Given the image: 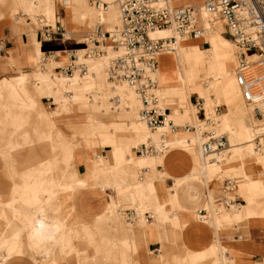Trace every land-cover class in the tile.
<instances>
[{"label": "crops", "instance_id": "crops-1", "mask_svg": "<svg viewBox=\"0 0 264 264\" xmlns=\"http://www.w3.org/2000/svg\"><path fill=\"white\" fill-rule=\"evenodd\" d=\"M167 1L171 5H183L194 4L195 2L199 3L203 0H174V3H170V0ZM57 3L59 4L56 10V19L52 24L50 22H41L37 27L32 26L30 30L26 29L24 24L19 21H23L22 17H24L25 21H30V17L27 13H20V4L24 5L20 2L18 7L20 11H18L19 14L15 15L17 12L11 13L9 16L10 19L4 21L0 25V81L6 91L17 92L15 87L23 81V76L19 73L20 71H33L32 73L35 74L40 68V70L48 72L50 69L44 66L45 63H43V65L40 63L41 56L47 51L53 50L56 52V58L47 59L46 62L56 65L54 69L58 71L59 69L57 67L60 66L58 65L60 60H65L67 58L66 54L61 52V50L67 48L63 46H68L72 44V42L82 43L84 41L80 36L78 39L74 40L72 36L73 33L69 31H66L65 37L55 34L51 39H46L41 35L44 28L47 29L58 24L62 25L66 30V27L59 19V16L64 15L63 3L59 0ZM80 6V4L76 5L69 11L65 9L66 14L70 18H73L74 15L77 14V9H79ZM21 10L24 11L23 8ZM82 19H85V15ZM205 22L206 18H204V23ZM44 24L45 26H43ZM69 25L73 28V23H69ZM78 28L81 31L76 33H83L88 30L87 26H78ZM213 29L217 30L216 26H209L206 38L199 39L197 38L198 36L194 37L192 41H198L189 43V45L192 48H197V50H202L199 46V42H209L207 38L212 34ZM33 33L35 39L32 40ZM71 38L72 40H69ZM209 44L211 46L210 42ZM186 45L187 43H183L179 47L181 49ZM176 46L178 47V43L173 48ZM227 47L232 50L231 44H228ZM34 57L36 58V62H34ZM159 57H161V61H163L166 58V54L161 53ZM230 59L234 63L233 70H235L236 58L233 56ZM37 63H39V67H36ZM31 85V83L27 84L29 90L32 89ZM236 93L239 97L237 89ZM55 107L56 103L46 95L36 96L31 107L21 109L19 106L15 105L13 112L16 111L26 118V122L16 131H12L11 125L3 123H9L11 119L10 116H7L5 119V114L0 109V200L7 201L11 198L14 187L22 182V171H25L32 165H37L39 162L45 161L48 154L52 153V155H54V152H48L46 145V140L51 134L45 133L43 129H40L39 132L37 125L39 115L50 113L55 128L61 132L68 129L69 125L75 128L77 127L80 117V113L77 109L69 112L53 113L52 111ZM166 107L167 111L170 112L171 108L169 106ZM206 108L208 107H205V113L208 116L209 113H207L208 111H206ZM208 110L210 114H212L210 109ZM4 111L7 113L8 109L6 108ZM128 116L129 115H125V117ZM210 119L212 120L211 117ZM201 121V126L207 125L206 123L210 122L208 118L207 120L201 119ZM124 122L125 121H119L117 117L104 120L101 115L95 114H84V120L82 121L85 125L90 124L98 127L100 125H112ZM167 128L168 122L166 121L165 128L159 131V133L153 134L154 137L152 138L158 140L156 136L161 132L165 133ZM206 129H208V127H206ZM224 130L225 129H223V131ZM11 132L13 133L11 137L18 140H21V135H23L24 132H26L28 137L34 138L37 137L39 132V141L33 144H23L11 148L6 142ZM101 132L104 142L103 148L100 149L99 152L102 154H97L96 157L99 158L103 156V162L109 164V162H112L114 159V152L108 140H114L122 147L125 140L112 130L110 132H103L101 129ZM137 132L139 134L141 132L138 140L135 139L138 145V142L142 141L143 131L138 129ZM179 132L190 133V131ZM227 132H229V136L233 134H231L230 131ZM67 135L70 134L67 133ZM202 136L204 137L203 134ZM135 138L137 137L135 136ZM172 139L177 138L172 137ZM159 148L162 149L160 142L158 144V149ZM189 148L190 151L187 150ZM212 150L215 151L210 155L211 157L203 156L205 152L201 150V144L195 146V144L191 142L158 151V154L163 151L162 156L152 163H146L143 171L161 180L166 176L165 179L168 182L170 181V184H173V181L176 183L175 189L172 190L170 196H168V198L172 200L175 210L154 213L156 216L150 212L148 221L143 219L144 222H140V220H137L136 226L132 223L136 219L130 220L131 222H129V224L126 219H123L125 222L116 219L115 211L110 209L111 201L117 203L119 200L115 190L109 185L103 187L92 186L66 193L65 197H70L68 202L73 208L72 213L74 212L75 214L70 215L63 211L51 210L45 212L43 216L45 219L51 221L55 219L58 220V223L53 221L54 225L50 228L53 238L39 246L29 242L23 228L25 220L31 216L32 210L28 209L20 212L2 210L0 212V254L4 251V247H2L1 244L3 240L7 241L17 237L20 246L16 242H10L16 243L15 252L10 253L0 263L264 264V204H256L253 201L255 196L264 195V192L262 193L264 187V171L256 170V172L249 174V180L246 181V184L242 185L245 192L243 198H241L243 202L236 204V210L232 213L220 214L217 215L216 218L212 217V219L210 217L211 220L209 218V220H200L192 213L194 212V200L201 193L198 182L200 180H207L208 173L211 171L215 172L217 176L219 174V167H215L217 166L216 164L220 160L233 158L232 156L234 155L232 153V155L226 157L227 152H225L226 148L224 147L220 149L214 148ZM251 151L253 152H250L249 155L254 153V150ZM55 153H61L59 155L62 156L63 151L60 149V151L56 150ZM93 156L94 154L89 148H77L74 151V160L72 163L78 174L82 175L87 170ZM58 158L59 156L57 159ZM201 164L207 167L205 171L202 170ZM262 164L264 163L262 162ZM234 166H236L235 161ZM33 174L35 176L39 175V168H35ZM241 176L242 175L239 174V181L244 182ZM150 179L151 178H149V180ZM251 179H254L258 183L257 187L252 188L249 186V181ZM39 187H41L40 184ZM144 189L147 194V185ZM209 189L208 183L204 190L205 203L200 204L208 209L207 217L208 212L210 213L212 211V207L209 206L210 197L212 202L220 193L213 194V196L209 192ZM159 194L161 195V192ZM39 199L41 201L44 197L40 195ZM147 201H151L156 206L158 205L156 200L148 197V195ZM213 212L216 211L213 210ZM120 213L121 212H118L117 214L120 215ZM16 214L18 215L17 217ZM69 215L72 217H80L81 219L72 220L69 218ZM15 218L20 221L16 223L14 221ZM75 238H80L82 241L84 240V242H86L85 245L89 246L87 249H94V254L88 255L84 253L83 250L85 246H82L83 244L78 241L76 242Z\"/></svg>", "mask_w": 264, "mask_h": 264}, {"label": "rangeland", "instance_id": "rangeland-1", "mask_svg": "<svg viewBox=\"0 0 264 264\" xmlns=\"http://www.w3.org/2000/svg\"><path fill=\"white\" fill-rule=\"evenodd\" d=\"M32 1L38 2L39 7L41 8L40 10H42L48 2H53L55 6V13L59 4L57 3L58 0H0V25L4 21L10 19L9 16L11 13L17 12L15 15H18L19 12L21 11L20 13H27V15L30 17V21L28 20L25 21L24 17H22L23 21H19V22H22L24 24V27L28 30H30L32 26L37 27L38 24H41V21L38 22L39 20L37 19V14L35 11L36 8L33 6ZM77 1L80 2L82 10H84L83 12L85 14V19H82L80 14L78 13L75 14L73 18H70L66 14L65 6H63L64 15L59 16V19L66 27V31L73 33L72 36L74 38L73 37L72 38L74 40L78 39V37L80 36L81 38L84 39V41L82 43L72 42V44H69L68 46H63V47H67L64 48L65 50H61V52L65 54L67 52L66 49L67 50L73 49L76 52L77 51L76 48L78 47H81L82 50L85 49V47L86 48L90 47L92 44L86 38H88V36L91 33L95 35L94 30L99 23H101L100 27L102 30L111 29L114 26L118 25V15H117L118 9L117 6L112 5L113 6L112 7L109 4V1L111 0H103L105 3H107V6L105 7L106 11L102 15L99 14L100 9L102 7L97 8L94 0H67L66 3H74ZM20 2L24 4V5L20 4V8L21 9L23 8L24 11H22L21 9L19 11L18 9ZM98 18H100L101 21L98 20ZM95 19H97L98 21L97 20L94 21ZM49 22L52 24L54 20L44 21L42 23H49ZM69 23H73V28L70 27ZM78 26H87L88 30L83 33H76L81 31L78 28ZM216 28L219 33H223L225 36L229 37L224 32L225 27L222 20H220ZM72 38L69 40H72ZM33 39H35L34 33L32 40ZM199 46L201 49H204L209 47L210 44L209 42L206 41H200ZM231 48L232 50L228 48L226 52V55L229 58L235 56L233 55L234 49L232 46ZM236 49L238 50V48ZM169 50L170 49H165L162 52L163 54H166V58L163 61H161V57H159L160 60L158 61V65H157V68L158 66L160 67L163 66L159 68L158 71L162 69V71H160L161 72L160 75L165 74L164 79L162 75L160 79H162L161 81L165 83L164 87H166L167 91L165 92L164 96H162L161 98L160 95H158L157 92L158 89L156 86V95L158 97L159 104L162 106H167L168 97L171 96V94L173 93L174 98L178 101V103L182 104L178 107L179 110H184V107L186 108V106H183L185 105V103L182 100L180 91L174 90L176 85V76L175 75L169 76L165 73L164 70V67L169 59V54H167V52L169 53ZM83 51L81 52V54L83 53ZM99 54H102V52ZM99 54H96L95 56L103 60V66L101 67V65L99 66L98 63L93 62L91 64V67L87 71V76L85 77L82 76V74L80 73H76L74 74V76H72V78L68 80L63 79L61 78L60 75L61 74L65 75L64 72L61 73V71L60 72L56 71L54 69V66L56 65H53L49 62H45L44 66L46 68L48 69L52 68L58 74L48 73L44 70H40V68L38 72H35V74L32 73L33 71L31 72L20 71L19 73H21V75L23 76V81L15 87L17 89L16 93L11 91L10 92L6 91L0 81V109L4 112L5 119L7 118V116H10L11 119V122L9 123L6 122L3 123L11 125L12 131H16L26 122V118L22 114L21 116L20 113L16 111L13 112V108L15 107V105L19 106L21 109L25 107H31L32 104L34 103V98L36 96L38 97L41 95H46L50 97L56 103V107L52 111L53 113L69 112L76 109L80 113L79 123L77 127L75 128L69 125L68 129L64 130L63 132L55 128L54 123L50 117V113H44L43 115L42 114L39 115L38 123H37L39 132L40 129H43L45 130V133L51 134L50 137L46 140V145L48 148V152L52 151L54 152V155H52V153L48 154L45 161L39 162L37 165H32L30 168H27L25 171L21 172L22 182L14 187L11 198L7 201L0 200V212L2 210L4 211L10 210L11 212L12 211L20 212L28 209L32 210L31 216L25 220V223L23 225V228L26 232V227H25V225L27 224L26 222L31 221L39 209L44 208L46 210L45 212L51 210V211H63L69 213L70 215L75 214L74 212L72 213L73 208L71 205H69L68 202V200H70V197L67 198L65 197L66 193L68 192L71 193L76 189L88 188L92 186L103 187L105 185H109L111 188L115 190L117 194L119 201L117 203L111 201V208H110L111 210L115 211L116 213L115 216L117 220L124 221L123 219H126L124 213L127 211L125 209L128 208H134L136 210L137 214L139 215L140 222L143 221L145 217L144 212L146 211L152 212L154 216H156L154 213L157 212L173 211L175 210V208L173 206L172 200L169 199L168 196H170V192L175 189L176 183L173 181V184H170L171 183L170 181L169 182L166 181L165 179L166 176L163 180H161L153 175H150V173H146V171H143L146 163H152L155 160H158V158H160V153L153 156L148 155L145 157V159H143L140 155L139 150L136 149L143 144L152 143L153 145H155L156 144L154 143L155 141L156 142L158 141L157 144H159V142L161 144L162 141H164L163 143L165 144L173 143L174 141L181 139V136L178 134L179 131H190V134L194 136V138H189L190 140L184 144H188L192 142L195 144V146H198V144H201L205 138L202 136V132L204 129H206V127H208V129L213 127V129H215L217 132L224 133V135L226 136V143L224 144L223 147L226 148L225 150V152H227L226 155L227 157H229L232 153L234 155L232 156L233 158L220 160L216 164L217 166L215 167H219L218 169L219 174L217 176L215 172L211 171L210 173H208L207 180H202V181L200 180L198 182V185L201 189V193L194 200L195 205L193 206L194 209V212H192L193 215L196 218H198L197 209L201 207L200 204L205 203L204 190L206 184L208 183L210 187L209 192L211 193V195H213L220 192L221 185L226 177H235V179H237V185L233 193L243 198L245 192L242 185L246 184L247 183L246 181L249 180V174L256 172V170L264 171V168H262L256 162H254L255 159L264 163V143L253 141L251 137L248 135L249 129L247 128L246 125L247 122L246 116L243 114L244 116L237 117V115L233 112V108L239 105H241L242 108L245 110V105L241 101L240 92L238 97L236 93L235 85L233 86L234 88H232V95L230 98H228L224 94V92H222L221 90L222 88L218 84H212L208 91H205L204 88L198 91H190V92L186 91L189 108L194 111V117L190 118L191 115L180 116V117L175 116L171 118L175 124H178V127L176 128L175 131H171L170 127L168 126V130H166L165 133L161 132L158 136H156L158 140H153L151 136L147 135V137L144 140L138 142L137 145L135 139L138 140V138L140 137L139 135L141 134V132L140 134L137 132L138 129L144 128V130L147 133L157 134L159 133V131H161V128L159 127L149 128L146 125L136 121V120H140V118L139 115L135 117L137 107L135 105V101L132 97V94H130L132 92L127 88H124L121 92L122 100L120 104L113 105L112 100L116 94L118 95V93L117 92L114 93L110 90L107 79L108 81H110L109 79L111 78H109L106 74L108 68L107 66L108 59L111 56L112 51L109 48H104L103 54L98 57ZM202 55L206 57V54H202ZM83 56L86 57L87 55L83 54ZM35 59L36 58L34 57V62H36ZM92 59H96V58H92ZM157 60H158V55H157ZM68 61H69L68 58H66L65 62L64 63L60 62L59 65L67 64ZM89 61H91V59H89L87 63H89ZM73 63H77L73 67L74 68L73 71L79 70V72H81L78 66L79 65L78 62L73 61ZM36 67H39V63L36 64ZM94 68L96 70L98 69L99 71L98 74L96 72H92ZM154 76L156 77V74ZM100 77H102V82L99 81ZM115 82L117 83V81ZM28 83L32 84L31 85L32 89L30 90L28 89L27 86ZM233 83H235L234 78H233ZM196 96L201 97L203 101L202 103H203L205 118L203 117L204 116L203 111L200 110L198 112L197 107L194 105ZM212 102H216L217 104L220 105L218 112L216 111L215 113H220V114L227 113L228 115L227 119L223 121V124H222L223 119L219 121L218 119H215L217 114H213L214 111L212 110ZM205 107H208L206 108V111L210 109L211 113L212 112L213 113L210 114L208 111L207 113H209V116H207V114L205 113ZM6 108L8 109L7 112L8 114L4 111L6 110ZM171 112L172 110L169 113ZM84 114L101 115L104 120H109L113 117H117L119 118V121H125V122L112 124V125H100L99 127L90 124L85 125L82 123V121L84 120ZM251 114L253 115L252 111H250V109L248 108L247 116L249 119L253 121V126L255 128L256 122H254ZM125 115H129V116L125 117ZM134 117L136 120L134 119ZM207 117L210 120V122H208L209 124L206 123L207 125L204 126L197 125V123L200 124L199 120L201 119L205 120L207 119ZM210 117L212 118L214 124H210L212 122ZM184 122H189L190 124L195 125L196 129L194 130L184 129L183 126ZM224 128L226 130L223 131ZM101 129L103 132H110L112 130L116 132L118 135L122 136L125 140L123 147L117 144V142L114 140L111 139L108 140V143L112 145L114 152V159L112 162H109V164H105L103 162V156H100L99 158L96 157L97 154H102L99 152V150L103 148L102 146L104 142V138H102V134H101L102 133ZM227 131H230L231 134L232 133L233 134L229 136L228 135L229 132ZM39 132L36 138L28 137L26 132H24V134L21 135V140L11 137V135L13 134L11 132L9 134L10 136L6 139L7 145L13 148L23 144H33L34 142H38ZM67 133H69L70 135H67ZM135 136L137 138H135ZM172 137H176L177 139H172ZM236 143H241L243 144L242 146L244 147H246V144L249 143V147L244 148L241 146L240 150L237 151L234 149L235 150L234 151L231 149V145H234ZM156 147H158V145ZM77 148H83V149L89 148L94 154L93 159L90 160L87 170L82 175L77 173L72 163V161L74 160V151ZM60 149L63 151L62 156L59 155L61 153H55L56 150L60 151ZM129 149L132 150V152L135 154L134 155L135 161H137V163L135 164L133 160L130 158ZM187 150L190 151V148ZM251 150H254L255 154L253 153L252 155H248L250 154V152H253ZM232 151H234L235 153ZM58 156L59 158L57 159ZM203 156H208L207 152H205ZM239 159L240 160L247 159V161L244 162L243 164H239L238 162ZM234 161L236 163V166H234ZM35 168H39L40 171V174L37 176L33 174ZM239 174L242 175L241 177L244 182L239 181L240 179ZM149 178H155L157 180L151 183L153 188V193L156 194V198L159 199L160 197L161 198L165 197L169 199L166 202L167 204L166 206L165 205L161 206L158 203H157L158 205L156 206L151 201H147V194L144 188L147 185L146 182L151 181L149 180ZM39 184L41 187H39ZM249 186L252 188L257 187L258 183L254 179H251L249 181ZM160 192L162 196L159 194ZM263 192H264V187L262 193ZM40 195L41 197L42 196L44 197V199H42L41 201L39 199ZM148 197L154 199L153 195L151 194H149ZM211 200L212 199L210 197L209 206L212 207L211 209L212 211L210 213L208 212V217L206 219L208 218L210 219V217L211 219L212 217L216 218L217 215L220 214H230L236 210L234 206L230 207L228 210H224L223 208L221 209L220 207L221 211L215 214L216 212H213V210L215 211L216 209L214 208L215 204L213 201L211 202ZM253 201L256 204L258 203L264 204V195L255 196ZM241 202H243V200ZM118 212H121L120 215L117 214ZM70 215L69 218L72 220L81 219L80 217H76V216L72 217ZM17 216L18 215L16 214V217ZM53 220L55 223H58V220L55 219ZM14 221L18 223L20 220L15 218ZM127 223L129 224L128 221ZM132 223L133 225L136 226V220L133 221ZM26 238H27V232H26ZM75 241L76 242L78 241L83 244L82 246H85V249L83 250L84 253L88 255L94 254V249H87V247L89 246L85 245L86 242H84V240L82 241L80 238L79 239L75 238ZM10 242H16L18 245L20 244L17 237H14L11 240H7V241L3 240L1 242L2 247L5 248L6 245H8Z\"/></svg>", "mask_w": 264, "mask_h": 264}, {"label": "built area", "instance_id": "built-area-1", "mask_svg": "<svg viewBox=\"0 0 264 264\" xmlns=\"http://www.w3.org/2000/svg\"><path fill=\"white\" fill-rule=\"evenodd\" d=\"M94 1L99 3V0ZM61 2L64 3V0ZM114 2L118 6L120 25L102 30L99 23L95 27V35L91 33L88 36L93 44L86 49V54L96 55L103 52L104 44L114 47L116 52L109 59L107 76L114 80L123 79L133 87L140 99L139 118L146 125L156 128L167 121L171 131H175L178 127L171 118H167L169 113L167 107L159 104L156 95L157 80L153 75L158 65L157 53L171 48L175 36L152 37L149 32L155 28L172 26L182 35L201 36L205 28L199 23L203 12L206 13L209 23L214 24L222 20L224 32L237 45L235 81L240 87L242 99L252 106L254 114H260L259 105L264 103V0H203L201 6L171 5L167 0H114ZM103 3L105 2L102 1ZM65 32L64 27L58 24L44 28L41 35L51 39L55 34L65 37ZM66 51L69 61L57 68L58 71L71 74L73 67L77 64L73 63L76 52L73 49H66ZM56 56L55 51H47L40 58L41 65L47 59H55ZM78 66L82 73L86 72L87 67L84 63H79ZM202 102L201 97H195L194 105L197 111L202 110L204 114ZM219 106L215 105L217 112ZM203 117L205 118V114ZM199 122L202 121L199 120ZM183 126L186 130L196 129L195 125L189 122H184ZM202 134L205 137L201 143L204 152L223 147L226 143L224 133L217 132L213 128L204 129ZM163 142H161L162 149L167 147ZM162 149H156L152 143L143 144L137 148L140 153ZM235 188V177H226L218 197L213 201L214 208L219 209L240 203L241 197L233 193ZM125 210H127L124 213L126 219L138 218L134 208ZM207 211V208L201 205L197 209L198 219L205 220ZM149 213L144 212L146 221H148Z\"/></svg>", "mask_w": 264, "mask_h": 264}, {"label": "bare ground", "instance_id": "bare-ground-1", "mask_svg": "<svg viewBox=\"0 0 264 264\" xmlns=\"http://www.w3.org/2000/svg\"><path fill=\"white\" fill-rule=\"evenodd\" d=\"M67 0H64V3L62 6H65V9L67 11L72 10L74 8V6L79 5L80 2H74V3H66ZM103 0H99V4H96L97 8L98 7H102L100 9V15H102L106 10L105 7L107 6L104 5L105 3L102 4ZM61 2V0H60ZM104 2V1H103ZM170 3H174V0H170ZM202 1H200L199 3H194L195 5H202ZM33 6L36 8V14H37V19L41 22L44 21H48V20H55L56 19V13H55V6L53 4V2H48L46 4V6L40 10L41 8L39 7L38 2L36 1H32ZM109 4L112 6H117V4L114 2V0H112V2H109ZM100 5V6H98ZM113 7V6H112ZM118 9V6H117ZM77 13L80 14L82 16V18H84L83 15V10L81 8V6L79 7V9H77ZM117 15H118V25H120V15H119V10H117ZM205 16V17H204ZM204 18H206V13H202V17L199 21V23L201 25H203L204 28V33L201 36H198L197 38L199 39H204L207 37L208 35V30H209V26H217V24L220 22V20L216 21L214 24L209 23V21L206 18V22L204 23ZM97 19H95L94 21H96ZM98 20L101 21L100 18H98ZM97 20V21H98ZM117 26V25H116ZM66 33V32H65ZM149 34L152 37H165V36H170V35H174L175 36V41L173 43V46L171 48H173L177 43H178V47L176 46L175 48L169 50V53L167 52V54H169V59L168 62L166 63L164 70L165 73L167 75H175L176 76V85L174 90L176 91H180L182 100L184 101L186 108L184 107V110H179V106L182 105L180 103H178V101L174 98V94L172 93L171 96L168 97L167 100V106H169L172 110L171 113H168V118H173L175 116H190V118L194 117V111L192 109L189 108V104H188V98H187V93L186 91H198L202 88H204L205 91H208L211 87L212 84H218L220 85V87L222 88V92H224V94L230 98L232 95V88H234V84L238 91V94L240 92V96H241V91H240V87L239 85L236 83L235 81V74L233 68H234V63L233 61L226 55L227 52V46H228V41L229 44H231V46L234 49V55L236 58V62H237V54H238V50L236 48L237 45L234 43V41L228 37L227 40V36H225L223 33H219L217 30L213 29L212 30V34H210V36L207 38V40L211 43V46L206 48V49H202V50H197V48H192L189 43H195L197 41H192L194 39V37H191L189 35H182L180 33H178L174 27L172 26H168V27H162V28H155L153 30H151L149 32ZM226 38V39H225ZM88 41H90L91 44H93V42L90 40V38H86ZM225 39V40H224ZM1 42V41H0ZM183 43H187L186 46H183L180 49V45H182ZM90 44V45H91ZM104 48H109L112 51V55H114V53L116 52V50L114 49V47L106 44V45H102V49L104 52ZM87 48L85 47V49H81V47L76 48V57L75 59H73L74 61L79 63H84V65L87 67V70L85 73L79 72V70H75L73 71L70 75H67V73L61 74V78L63 79H70L72 78V76H74V74L76 73H80L82 74V76H87V71L88 69L91 67V64L93 62H96L99 64V66L101 65V67L103 66V60L101 58H97L95 55L92 54H86ZM160 50L157 55H158V61L160 54L164 51ZM83 51V53L81 54V52ZM102 52V54H103ZM83 54H86L87 56L84 57ZM102 54H99V56H101ZM202 54H206V57L203 56ZM111 56L109 57V59L111 58ZM92 58H96V59H92ZM91 59V61H89V63H87V61ZM109 59H108V63H109ZM60 62H65V60H60ZM59 62V63H60ZM59 65V64H58ZM64 65V64H61ZM108 66V65H107ZM163 67V66H161ZM160 66H158V68L156 70L153 71V75L156 74V78H157V89H158V95H160V97L162 98V96H164L166 90L165 83L163 81H161L162 79H160L161 75H160V71H162V69L160 71H158L159 68H161ZM60 72V71H59ZM92 72H96L98 74V69L96 70L95 68L93 69ZM48 73H53V74H58L56 71H54L53 69L48 70ZM63 73V72H61ZM106 74L108 75V72H106ZM234 74V76H233ZM163 79L165 77V74L162 75ZM107 77V76H106ZM168 78V77H167ZM174 78V77H173ZM233 78L235 83H233ZM110 81H108V85L110 87V90L112 92H117L118 95L116 94L112 100L113 105H119L121 100H122V90L124 88L129 89L132 93V97L135 101V105L137 107L136 109V114L135 117L138 115V110L140 108V99L138 97V95L135 93L133 87H131L125 80L123 79H116V80H112L109 79ZM169 80V79H168ZM173 80V79H172ZM99 81L102 82V77L99 78ZM117 81V83L115 82ZM119 81V82H118ZM166 82V80H165ZM68 85V84H67ZM13 88V87H12ZM120 89V90H117ZM117 90V91H116ZM173 92V91H172ZM69 96V94H68ZM241 101L242 103L245 105V110L242 108L241 105L233 108V112L238 116H246V125L248 130V135L251 137V139L253 141H258L259 143H264V103L259 105L260 108V114H254L252 111V106L249 105L246 101H244L241 97ZM215 105H219L216 102H212V110L214 111L213 114H217L215 119L222 120V124L223 121L227 119V114H220V113H215ZM202 108H203V103H202ZM248 108L250 109V111H252L253 115L252 118L254 120V122H256V126L254 128L253 126V121L251 119L248 118ZM204 110V109H203ZM209 111V110H208ZM210 113V112H209ZM244 114V115H243ZM170 116V117H169ZM172 116V117H171ZM209 116V115H208ZM134 117V119H135ZM214 117V116H213ZM208 118V117H207ZM136 120V119H135ZM207 120V119H206ZM139 123H142L144 125H146V123L143 120H136ZM164 124V125H163ZM158 125L157 127L161 128V130H163L166 126V122ZM147 127H149L148 125H146ZM169 126V125H168ZM150 128V127H149ZM225 129V128H224ZM227 129V127H226ZM225 129V130H226ZM143 131V138L142 140H144L147 135L148 136H153V133H147L144 128L141 129ZM168 130V128H167ZM178 134L181 136V139L174 141L173 143L170 144H166L167 147L166 148H171L174 146H178L184 143H187L190 139L189 138H194L193 135H191L190 133H186V132H178ZM247 134V133H246ZM235 136V135H234ZM154 137V136H153ZM153 139V138H152ZM154 140V139H153ZM250 140V139H249ZM246 141V140H245ZM154 143L155 146H157V142L155 141ZM243 144L241 143H236L234 145H231V149L232 150H240V147ZM245 145V144H244ZM248 145V146H247ZM255 145V144H254ZM244 147V146H242ZM246 147H249V143L246 144ZM244 147V148H246ZM254 147V146H253ZM156 149H158V147H156ZM202 149V148H201ZM230 149V150H231ZM251 149V148H250ZM130 150V149H129ZM234 150V151H235ZM255 150V149H254ZM203 151V150H202ZM213 151H208L207 155H211L213 153ZM232 151V152H234ZM259 151V150H258ZM204 152V151H203ZM235 153V152H234ZM158 151H147V152H142L140 153L141 157L143 159H145L146 156L150 155H157ZM134 153L132 152V150H130V158L133 160L134 164L137 163V161H135V157H134ZM232 155V154H231ZM249 155V154H248ZM261 155V154H260ZM162 156V152H160V157ZM211 157V156H210ZM224 157V156H223ZM227 157V156H226ZM262 158V157H261ZM130 159V160H131ZM212 159V158H211ZM221 159V158H220ZM129 160V159H128ZM246 160H238L239 164H243L244 162H246ZM254 162H256L257 164H259L262 168H264V164H262V162L255 160ZM120 166V164H119ZM202 170L205 171V169L207 168L206 166L202 165ZM113 168V167H112ZM116 168V167H115ZM197 175V174H194ZM150 182H146L147 183V195L151 194L153 195L154 199L157 201L158 204H160L161 206L166 205V202L169 200L168 198H156V194L153 193V188L151 183L155 182V178H151ZM136 183V182H135ZM135 189V188H134ZM133 189V190H134ZM132 191V190H131ZM130 191V192H131ZM54 192V191H53ZM156 192V191H155ZM235 207L236 204H231L229 207H221V209L223 208L224 210H228L230 207ZM221 209H216V213L220 212ZM45 209L41 208L39 209L36 214L34 215L33 219L31 221H27L25 227H26V232H27V239L29 240V242L31 244H34L36 246L39 245H43L46 242H48L49 239L53 238V234L50 231V228L53 227V221L54 220H47L45 219L43 216L45 214ZM138 218L136 219L139 220V215L137 214ZM145 220V217H144ZM128 222H131L130 220H127ZM16 243H9L8 245H6V247L4 248V251H2V253L0 254V262H2L6 256H8L10 253L15 252V248H16ZM1 264V263H0Z\"/></svg>", "mask_w": 264, "mask_h": 264}]
</instances>
